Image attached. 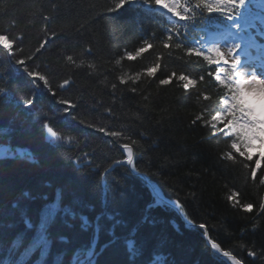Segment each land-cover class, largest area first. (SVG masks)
Here are the masks:
<instances>
[{"label": "trees", "instance_id": "1", "mask_svg": "<svg viewBox=\"0 0 264 264\" xmlns=\"http://www.w3.org/2000/svg\"><path fill=\"white\" fill-rule=\"evenodd\" d=\"M112 4L113 0H0V33L23 37L22 45L17 41L23 47L17 56L9 57L0 49V145L25 148L35 159L33 163L28 157H0V228H11L12 221L19 219L17 204L38 223L40 209L55 199L59 189L62 205L86 214L93 227L84 231L78 219L65 218L72 225L69 228L58 217L53 235L64 234L69 240L54 242L44 264H57L58 254L61 264H73L77 250L82 258L92 244L97 216L102 218L95 264H228L212 250L207 236L244 264H264V212L259 207L264 202L260 182L264 161L253 180L244 167L248 162L238 154L233 153L236 163L223 159L230 150L229 140L214 136L202 121L192 123L205 109L212 112L221 93L206 75L214 67L209 69L185 50L196 41L204 45L205 34L218 29L220 22L211 21L216 27L209 26L206 32L203 26H193L186 37H173L172 47L165 49L169 30L183 32L184 22L174 23L138 4L106 12ZM44 16L51 19L46 22ZM45 23L48 43L37 53ZM146 39L153 48L135 60L127 59L126 53L134 54ZM68 55L76 65L83 64H70ZM21 57H31L26 60L28 71L46 76L55 96L14 63ZM157 62L161 68L155 77L143 74ZM173 72L177 76L171 84H159ZM137 73L140 78L127 84L119 80ZM181 73L194 79L205 75V80L186 91L178 80ZM65 79L70 84L61 88ZM205 92L211 101L200 97ZM33 97V104L27 105ZM58 99H70L77 107L63 113ZM45 124L65 139L53 142ZM101 127L123 131L124 138L107 136L97 130ZM131 140L136 141L137 172L166 197L179 201L191 224L166 203L150 209L154 193L129 166L108 171L125 158L121 145ZM25 191L30 197L23 196ZM233 192L240 193V203L254 205L251 213L233 207L228 200ZM45 194L47 200L42 199ZM201 223L208 235L199 229ZM7 259L5 243L0 242V260ZM39 260L37 251L31 264Z\"/></svg>", "mask_w": 264, "mask_h": 264}, {"label": "snow or ice", "instance_id": "2", "mask_svg": "<svg viewBox=\"0 0 264 264\" xmlns=\"http://www.w3.org/2000/svg\"><path fill=\"white\" fill-rule=\"evenodd\" d=\"M137 3L143 4L151 11L163 13L169 18L184 22L182 24L183 32L175 27L169 30L168 42L164 44L165 49L172 47L170 42L173 37L177 39L186 37L193 26H203L201 30L206 32L209 26L216 27L215 24H210L211 21L220 22V30L213 34L214 38L208 39L204 45L196 41L193 46L185 50L189 57L195 56L198 59H202L209 69L214 67V71H207L206 75L214 80L217 91L221 93V98L212 112H208L205 109L192 123L195 124L197 121H202L204 126L213 130L212 134L214 136L219 135L229 140L230 144L228 147L230 150L225 153L223 159L236 163V156L233 153L238 154L240 158L248 162L244 167L250 170L251 178L253 180L257 179L258 171L261 170L262 161H264V43H258L256 36H264V0H261L260 10L256 13L252 11L255 0H113L112 6L105 11L116 13L126 5ZM50 19L49 16L43 17L46 22ZM258 23L260 27H258ZM252 29L257 30L255 34L251 31ZM43 31L45 32V37L35 50L37 53L44 49L48 43L47 23L44 24ZM50 35L55 36L56 33H51ZM18 40L22 45V36L10 38L9 35L0 33V49H3L9 57H15L23 52V47L17 43ZM182 46V44H176V48H181ZM152 48L153 44L146 39L144 46L138 48L134 54L133 52H127L126 57L129 60H135L142 53ZM253 48L257 53L255 56L250 51ZM27 59H31V57L15 59L14 63L20 66L33 82L36 80L42 81L50 94L55 96L56 92L46 76L38 71H28L26 67ZM66 60L70 64L76 65L72 55H68ZM116 63L119 64L120 60H117ZM82 64L83 61H81ZM81 65L76 66L79 67ZM160 68L161 65L157 62L153 66L144 69L143 74L150 78L155 77ZM140 75V73H137L135 77L130 76L127 80L121 76L119 80L122 84H127L128 80L139 79ZM176 76L177 74L173 72L170 76L160 79L159 84L169 85ZM178 80L181 82L182 88L187 91L196 89L201 82H204L205 75H200L194 79L187 74L181 73ZM69 84L70 80L65 79L60 87L63 88ZM112 88L115 89L116 84H113ZM130 91L136 92V88H131ZM200 97L204 101L212 100V96L207 92L201 93ZM34 99L35 97L28 99L26 104L32 105ZM56 102L63 106V113H69L77 107L70 99H58ZM205 113L208 114L207 119L205 118ZM72 118L75 119L74 116ZM80 123H83V121H80ZM86 126L95 127L94 125ZM44 128H46L50 137L53 138V142L65 139L47 124L44 125ZM97 130L117 139L124 138L125 135L123 131L107 132L103 127ZM128 138L131 139L130 137ZM68 140L70 141L71 137ZM134 144H136V141L131 140L130 143L121 145L126 156L125 159L116 161V164L127 165L133 172H137ZM28 157L35 163V159L31 154H28ZM260 182L264 184V178ZM104 188L106 192V181L104 182ZM23 196L28 198L30 193L25 191ZM239 197V192H233L228 197V200L232 202L233 207H239L251 213L254 205L252 203H240ZM42 199L47 200V195L45 194ZM162 203L168 202L164 201L158 191H155L154 203L150 204L149 208H154ZM171 203L182 209L179 201H172ZM259 207L260 211L264 212V202ZM14 210L18 213L19 219L12 221L11 228H0V242L5 243L8 256L7 260H0V264H31V257L37 251L40 253V260L37 264H44V260L54 242L67 243L69 240V237L64 234L53 235V230L58 224V217L69 228L72 225L65 218L72 221L78 219L80 227L84 231L93 227L86 214L83 212L78 213L69 205H62V194L59 189H57L55 199L45 203L40 209L38 223L31 218L26 208H20L17 204L14 206ZM101 218V216L96 217L92 244L83 252L82 258L81 253L77 250L73 257V264H95L94 257L98 255L95 245L101 228ZM107 218L112 220L113 216L108 214ZM144 219L147 220V217ZM116 223H119V221H116ZM198 227L203 230L205 235H208L205 224L201 223ZM112 242L114 240L109 241V243ZM210 247L230 261H233L234 264H243L241 259L233 255L231 251H225L215 240H210ZM250 255L256 256L257 253L251 252ZM61 259L62 254H58L57 264H61Z\"/></svg>", "mask_w": 264, "mask_h": 264}, {"label": "rangeland", "instance_id": "3", "mask_svg": "<svg viewBox=\"0 0 264 264\" xmlns=\"http://www.w3.org/2000/svg\"><path fill=\"white\" fill-rule=\"evenodd\" d=\"M253 7H254V5H253ZM251 31L253 32V34L256 33L255 29H252ZM12 153H14V155H12ZM26 155L28 156V153H27V151L25 149H18V148H14V147H11V146H0V156H22V157H27Z\"/></svg>", "mask_w": 264, "mask_h": 264}, {"label": "water", "instance_id": "4", "mask_svg": "<svg viewBox=\"0 0 264 264\" xmlns=\"http://www.w3.org/2000/svg\"><path fill=\"white\" fill-rule=\"evenodd\" d=\"M148 184L151 186V184L149 183V181H148ZM176 208V210H178V207L176 206L175 207ZM179 212V211H178ZM182 217H183V215H182ZM183 219H184V217H183ZM210 244V243H209ZM213 251L214 252H216L214 249H213ZM219 256H221V257H223V258H225V259H228V258H226V257H224L222 254H220V253H218V252H216Z\"/></svg>", "mask_w": 264, "mask_h": 264}, {"label": "bare ground", "instance_id": "5", "mask_svg": "<svg viewBox=\"0 0 264 264\" xmlns=\"http://www.w3.org/2000/svg\"><path fill=\"white\" fill-rule=\"evenodd\" d=\"M259 38H260L259 36H256V40H257V42H258ZM231 263L234 264L233 261H231Z\"/></svg>", "mask_w": 264, "mask_h": 264}]
</instances>
